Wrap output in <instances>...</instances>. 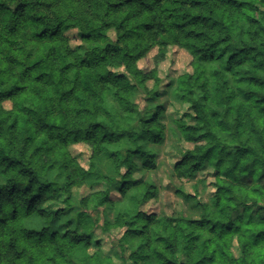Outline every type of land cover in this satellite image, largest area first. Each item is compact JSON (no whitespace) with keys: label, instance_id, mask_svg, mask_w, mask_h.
<instances>
[{"label":"trees","instance_id":"obj_1","mask_svg":"<svg viewBox=\"0 0 264 264\" xmlns=\"http://www.w3.org/2000/svg\"><path fill=\"white\" fill-rule=\"evenodd\" d=\"M171 47L193 73L162 93L138 63L157 49L159 65ZM186 104L194 124L162 121ZM169 135L195 144L172 177L215 172L207 202L177 190L194 218L143 210ZM81 143L89 169L70 149ZM98 229L123 230L120 263L92 251ZM129 263L264 264V0H0V264Z\"/></svg>","mask_w":264,"mask_h":264},{"label":"rangeland","instance_id":"obj_2","mask_svg":"<svg viewBox=\"0 0 264 264\" xmlns=\"http://www.w3.org/2000/svg\"><path fill=\"white\" fill-rule=\"evenodd\" d=\"M71 40L70 44L73 48H77L82 44V41L78 35V32L75 30L65 31ZM111 36L115 38V33L112 32ZM158 50H152L147 57L139 61L138 67L143 72L147 73L154 69L157 70V75L161 80L160 86L162 93L165 90V86L169 84L172 80L184 74H192V57L191 55L177 47L169 48L166 58L159 65L155 63V56L157 55ZM116 74L127 75L124 68L122 69H113ZM147 88L152 91L155 89V81L147 82ZM168 96L162 95V98H159L155 101V104H160L165 102ZM141 108H146L148 105V96H142L138 100ZM6 109H11L12 105L9 102L4 104ZM192 110L189 105L180 106H170L162 117V121L167 126L173 125V120H182L189 124H194L192 118ZM195 144L188 143L185 141L178 142L171 135L166 138L164 144L155 146L154 150L158 153L157 158V168L152 171L146 172V179L150 182H155L159 186V196L157 199L150 201L149 203L143 206V210L147 213H158L160 215L167 216H182L187 218L197 217V209L194 208V201L186 200L177 193L178 188H182L185 192L196 195L197 201L207 202L210 197H212L216 191L215 182L216 176L214 170H206L202 172L196 180L189 181L187 179H178L172 177L173 170L175 165L183 157L182 152H187L194 149ZM72 154L79 160L80 164L85 168L89 169L90 167V158L91 150L90 148L81 143L72 146ZM141 173H137V176H140ZM204 181V182H203ZM108 186L106 184H99L94 187V191H103L106 190ZM88 188L81 190V196H85L93 192ZM112 197L118 199L119 195L116 192H113ZM60 204L49 203L47 208H59ZM94 247L92 251L97 249L96 243L100 244L101 249L108 255L115 258L117 263H120L116 259L115 252L116 247L114 243L123 235V230H112L111 234L101 232L99 229L95 231L94 234ZM233 252L235 256L240 255V250L237 244H234ZM180 260H184V256H180ZM131 264V263H129Z\"/></svg>","mask_w":264,"mask_h":264}]
</instances>
